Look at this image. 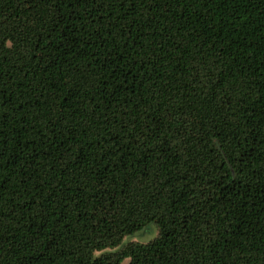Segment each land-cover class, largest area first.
Listing matches in <instances>:
<instances>
[{"label": "trees", "instance_id": "16d2710c", "mask_svg": "<svg viewBox=\"0 0 264 264\" xmlns=\"http://www.w3.org/2000/svg\"><path fill=\"white\" fill-rule=\"evenodd\" d=\"M0 264H264V0H0Z\"/></svg>", "mask_w": 264, "mask_h": 264}, {"label": "rangeland", "instance_id": "374dc122", "mask_svg": "<svg viewBox=\"0 0 264 264\" xmlns=\"http://www.w3.org/2000/svg\"><path fill=\"white\" fill-rule=\"evenodd\" d=\"M158 231L157 229H153V232L150 234H139L135 237L130 238V240L133 241H142V242H147L148 240H151L152 238H154L157 235ZM129 239H127L126 241H128ZM128 262V260H126V263Z\"/></svg>", "mask_w": 264, "mask_h": 264}]
</instances>
